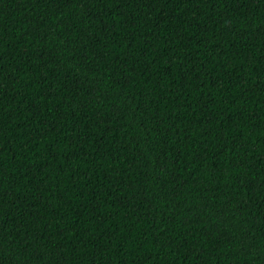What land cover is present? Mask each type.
Instances as JSON below:
<instances>
[{"label":"trees","instance_id":"16d2710c","mask_svg":"<svg viewBox=\"0 0 264 264\" xmlns=\"http://www.w3.org/2000/svg\"><path fill=\"white\" fill-rule=\"evenodd\" d=\"M0 264H264V0H0Z\"/></svg>","mask_w":264,"mask_h":264}]
</instances>
